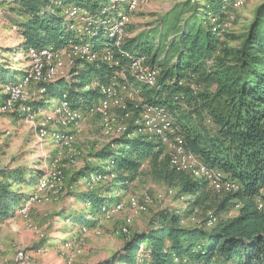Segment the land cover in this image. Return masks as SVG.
Wrapping results in <instances>:
<instances>
[{"label":"trees","instance_id":"obj_1","mask_svg":"<svg viewBox=\"0 0 264 264\" xmlns=\"http://www.w3.org/2000/svg\"><path fill=\"white\" fill-rule=\"evenodd\" d=\"M17 1L26 15L18 28L25 50L47 45L62 47L76 37L68 28L59 0ZM61 1L83 4L91 13L104 7L98 6L102 0ZM186 1L192 3L191 15L185 18L184 27L177 24L178 15L170 23L169 33L176 37L171 44L167 40L165 59L160 60L162 52L154 39L152 43L141 34L116 43V37L99 32L90 42L96 49L112 46L120 62L127 61L126 54L146 56L147 63L159 69V75L154 85H140L141 102L164 106L186 149L208 167L222 171L239 188L211 194L204 178L170 165L169 154L152 134L114 137L89 156V160L101 164L84 166L78 170V178L87 170H102L107 160H112V182L123 188L147 160L153 177L190 197L191 211H199L204 217L197 224L184 225L180 214L158 211L142 229L130 231L122 246L99 264H264V205H258L259 201L264 204V1L257 5L240 35L230 32L231 15L226 10L232 7L223 0H197L196 4L195 0ZM212 17L218 19L211 23ZM221 21L228 26L218 25ZM158 43L162 46L161 38ZM78 62L83 64L78 66ZM114 69L104 62L78 60L72 73L76 76L71 81L59 78L37 87L43 89L47 99L66 92L73 105L84 107L99 98V93L89 86L92 78L107 82ZM23 74L24 70L10 71L0 62V81ZM128 109L134 111L128 120L129 128H133L138 110L130 106ZM42 176L39 169H0L1 219L31 195L15 185H35ZM112 190L109 187L105 194L83 192L80 197L90 201V214H94L100 205L112 200L107 194ZM209 213L213 215L211 225H207ZM69 216L77 223L83 219L80 212Z\"/></svg>","mask_w":264,"mask_h":264},{"label":"rangeland","instance_id":"obj_2","mask_svg":"<svg viewBox=\"0 0 264 264\" xmlns=\"http://www.w3.org/2000/svg\"><path fill=\"white\" fill-rule=\"evenodd\" d=\"M263 1L242 0L237 7L234 0H223L229 7H232V10H226V12L228 11L227 14L231 15L230 32L234 35L242 34L252 19L255 8ZM69 2L73 1L65 3ZM0 4L4 8V13L0 14V62L10 71L14 69L25 71L31 65V61L22 46V38L18 28L19 22L23 21L26 15L22 12L17 0H0ZM106 5H108V0H102L98 4L99 7ZM59 6L62 12L63 6ZM190 6L192 3L185 2V0H147L134 9L128 10L123 0H112L113 15L121 10L127 16L125 26L123 25L125 36L123 33L121 38L141 34L142 38L148 39L152 43V39H154L155 45L162 52L160 60L165 59L166 56V53H163V48L167 46L169 40L171 44L176 37V35H172L173 33H169L170 23L178 15L177 24H184V27L186 25L185 18L191 15ZM105 12L107 13V11ZM215 18L217 19V17ZM211 23L213 22L211 21ZM224 25L227 27L228 23L225 22ZM92 28L96 30L94 26ZM69 30L73 32L71 29ZM96 34L98 32L91 30L87 33L86 40H91ZM167 35L169 36L165 39ZM160 38L162 46L158 43ZM229 45L235 44L229 42ZM82 64L77 63L78 66ZM69 76L67 79L71 81L76 75L71 74ZM92 79L95 80L96 77ZM6 82L9 80L0 83L4 95L3 85ZM37 85L36 83L29 85L26 104L19 102L9 109L3 111L0 109V169L16 167L29 171L39 169L42 174L54 172L57 176L61 172L64 175V180L63 183L55 186L59 190L62 185L58 193H53L47 189L40 191L36 189L37 184H35L36 186L31 184L26 186L24 183L15 185V188L21 191L30 194L33 192L37 198L29 205L28 212L22 211L24 203L22 202L10 215L0 218V264H14V255L17 250L28 252L34 264H37L42 258L56 255L58 258L61 257L60 261H63V264H66L68 258L72 259V264H99L119 249L127 237V235L120 233V228L125 225L124 217L128 214V210L115 214L112 219L103 222L94 221L98 214V208L93 215L90 214L91 205H86V200L80 197L81 193L79 192L83 191L92 190L103 193L104 190L113 187V190L107 193L111 197V201L125 198L129 194L140 195L142 192H148L152 195L160 194L162 196L160 202L151 205L147 211L132 216L128 225L130 231L142 229L150 217L161 210L180 214L184 219L181 224L184 225H194L201 221L204 215L199 211L192 212L189 207L191 198L178 194L176 188L154 178L148 169L147 160L141 165L142 169L136 177L123 185V188H118L121 185H114L115 182L111 181L107 184H100L96 190L94 188L89 190L85 185V177L83 180L80 179L81 181L75 186L74 181L79 179L78 170L82 169L84 165L86 166L85 162H91L89 156L93 155L97 149L109 144L114 139L116 132L111 129L110 135H104L100 115H93L86 117L81 123L80 129L75 134L69 148H60L54 145L49 136L39 140L36 136L35 119L32 120L29 116L34 112L37 120H39L38 117L41 114L51 110L57 98L47 99L43 89L39 90ZM4 100L5 98L2 103ZM34 102L36 103L33 104ZM25 106L29 109L27 112L23 109ZM17 109L19 112L16 111ZM44 109L46 111H42ZM111 113L114 122L121 126V132L142 129L141 125L136 126L133 123L134 127L129 128L128 120L134 115L131 111H129L128 117H125L119 108L111 107ZM53 129L55 126L52 125L47 128V130ZM140 133L148 134V132L140 130L135 135ZM68 184H73V186L68 188ZM208 188L211 194L222 192H217L209 185ZM168 189H172V192L168 193ZM35 204L39 206L34 207ZM78 212L82 213L81 223L74 222L69 216ZM83 223L89 226V230L85 235H80L79 229ZM96 229L100 231L99 234L94 232ZM65 240L71 241L69 242L70 248L64 246V243L68 242ZM75 260L78 261L75 262Z\"/></svg>","mask_w":264,"mask_h":264},{"label":"bare ground","instance_id":"obj_3","mask_svg":"<svg viewBox=\"0 0 264 264\" xmlns=\"http://www.w3.org/2000/svg\"><path fill=\"white\" fill-rule=\"evenodd\" d=\"M110 1V5L104 6L98 13H91L88 7L80 3H65L58 1V4L63 6L62 13L66 18L68 28L73 31L76 37L70 39L63 47H54L51 45L28 47L26 49V55L29 57L31 65L24 71V74L17 82L9 81L3 85L5 100L0 109L2 111L9 109L19 102L26 104L28 87L32 83L40 84L48 83L59 78L67 79V76L73 73V68L78 60L88 63L104 62L111 67H115L114 70H117L118 64L122 69V73H110L107 82H102L97 78L95 80L92 79L89 86L99 93V98H97L98 100L95 102L84 107L80 105L76 106L73 105L67 93L63 92L57 97V101L51 110L44 112L38 117L39 120H37L36 114L32 112L29 118L32 120L35 119V126L39 138L41 139L49 136L54 145L60 148H69L85 118L88 116L100 115L104 135H110L111 129H114L116 132L114 137L125 135L127 138H131L135 136L137 132L143 130L157 137L164 149H167L168 144L172 143V135H165L162 127H157V123H151V117L148 113H152L153 111L154 119L166 120V129H172L174 133L179 136L181 153H187V155L191 157V160H188V156L177 157L174 152L164 151L169 154V163L174 169L189 172L194 177L204 178L208 182V185L217 192L238 190L239 186L236 182L234 183V181L226 179L222 171L208 167L195 154L186 149L181 135L175 130L170 113L164 106L158 104H143L141 98H129V104L124 101H119L118 98H114V94H121V87L112 86H122L127 94H141L140 85H154L158 78L159 70L156 67L150 66L144 55L133 56L126 54L127 61L120 62L119 59L114 57L112 46L106 44L96 49L91 44L90 40H86V35L91 32V30L116 37V43L122 39L121 37L125 30L124 23L126 22L127 16L121 10L113 15L112 11H114V9L112 8V0ZM241 1L242 0H234L235 6L238 7ZM123 2H125L127 9L131 10L147 2V0H123ZM105 11H107V13ZM2 13H4V8L0 4V14ZM217 19L212 17L211 21L215 22ZM92 26H94L96 30H94ZM123 36H125V33ZM66 46L81 47V49L77 50V52H63ZM108 55H111L116 62H109ZM135 82L137 85L134 84ZM86 88H88V86H86ZM101 101L103 105H101ZM128 106L137 107V110L139 109L138 116L133 120V124L136 126L141 125L142 129L121 132V126L114 122L111 107L119 108L124 116L128 117ZM23 109L25 112L29 110L26 106L23 107ZM133 112L134 111H132V113ZM50 125L55 126V129L47 130ZM112 165V160H107L102 170L89 172L85 176L86 187L91 190L97 185L112 181L115 178ZM206 173L212 178L211 181ZM222 179L226 184L221 183ZM63 180L64 175H62L61 172L59 176L54 172L51 174L44 172L42 178H40L37 183L36 189L40 191L47 189L53 193H58L62 185L59 190L56 189L55 186L56 184H61V182L63 183ZM167 191L171 193L172 189H168ZM36 198L37 195L32 192L29 198L23 203L22 211L28 212L29 205ZM161 200L162 196L160 194L152 195L148 192H142L140 195L129 194L125 198L107 201L100 205L98 207L97 217L94 218V221L103 222L112 219L115 214L128 210V214L124 217L125 225L120 228V233L128 236L130 234L128 225L131 222L132 216L147 211L151 205ZM90 204V201L86 199V205L90 206ZM236 207L237 205H235V208ZM212 216L211 213L208 214L207 224L213 222ZM88 230L89 226L83 223L80 226L79 233L80 235H85ZM94 232L96 234L100 233L97 229ZM65 241L68 242H65L64 246L70 248L69 242L71 241ZM22 255L30 254L25 250H17L14 255V264H34L33 260L22 261ZM66 264H72V259L68 258Z\"/></svg>","mask_w":264,"mask_h":264},{"label":"built area","instance_id":"obj_4","mask_svg":"<svg viewBox=\"0 0 264 264\" xmlns=\"http://www.w3.org/2000/svg\"><path fill=\"white\" fill-rule=\"evenodd\" d=\"M223 24H224V21L218 22V25H223ZM80 49H81V47L66 46V48L63 50V52H77V50H80ZM39 52H43V51H39ZM36 54H37V52H36ZM108 60H109V62H116V60H113L111 55H108ZM110 73H122V69L117 64V70H113ZM112 87H121V94H114V98H118L119 101H124V102H127L129 104V98H142L141 94L131 95V94L125 93L122 86H112ZM101 105H103L102 101H101ZM148 114L151 117V123H157V127H162L165 135H172V143H169L167 146V149H164V151L174 152L177 157L188 156L187 153H181V147L179 144V136L176 135L172 129H166V120L154 119L153 118V111H152V113H148ZM188 160H191V157L188 156ZM199 166H200V164H199ZM206 175H207V173H206ZM207 177H209L210 181L212 180V178H210V175H207ZM221 183L226 184V182L223 181V179H222ZM258 205H259V208H261L264 204H263V202L259 201ZM20 212H22V211H20ZM27 260H32L31 255H22V261H27Z\"/></svg>","mask_w":264,"mask_h":264},{"label":"crops","instance_id":"obj_5","mask_svg":"<svg viewBox=\"0 0 264 264\" xmlns=\"http://www.w3.org/2000/svg\"><path fill=\"white\" fill-rule=\"evenodd\" d=\"M109 2H110V0H108V4H109ZM21 78V76H19V75H17V76H15V78H10V79H8V80H10V81H17V80H19ZM135 85H137V83L135 82L134 83ZM31 90H32V88H31ZM32 94V93H31ZM3 99H4V94H3V92H2V90H1V88H0V104L2 103V101H3ZM38 109H39V107H38ZM16 111H18V109L16 110ZM42 111H46V109H44V110H42ZM19 112V111H18ZM17 112V113H18ZM36 136H37V138L39 139V140H41L40 138H39V136H38V133H37V130H36ZM86 163V165H95L96 164V166L97 165H100L101 164V162H96L95 160H92L91 159V162H85ZM85 166V165H84ZM83 166V167H84ZM82 167V168H83ZM90 171H92L91 169L90 170H87V172L85 173V175L88 173V172H90ZM85 175H83V176H81L78 180H76V181H74V185L76 186V183H78L79 181H81V180H83L84 179V177H85ZM81 179V180H80ZM27 186V185H26ZM29 189H31V188H29ZM70 192H73V191H70ZM83 192H85V191H83ZM83 192H79V193H83ZM110 193V192H109ZM104 194H105V192H104ZM35 206H39V205H34V207ZM91 211V210H90ZM93 215V214H92ZM109 223V222H108ZM74 230H76V229H74ZM28 236V235H27ZM66 239V238H65ZM62 241V240H61ZM54 243V242H53ZM54 246H56V244H53ZM82 254H83V250H82ZM81 254V255H82ZM78 256V255H77ZM60 257V256H59ZM60 259H61V257L60 258H58L57 257V255L56 256H48V257H45V258H42L37 264H63V261H60ZM78 260H75V262H77Z\"/></svg>","mask_w":264,"mask_h":264},{"label":"water","instance_id":"obj_6","mask_svg":"<svg viewBox=\"0 0 264 264\" xmlns=\"http://www.w3.org/2000/svg\"><path fill=\"white\" fill-rule=\"evenodd\" d=\"M54 82V81H53Z\"/></svg>","mask_w":264,"mask_h":264}]
</instances>
